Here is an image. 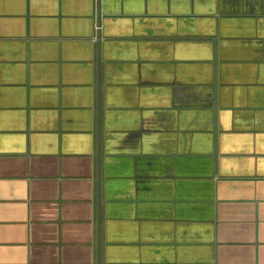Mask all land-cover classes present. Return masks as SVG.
I'll use <instances>...</instances> for the list:
<instances>
[{
	"label": "crops",
	"instance_id": "1",
	"mask_svg": "<svg viewBox=\"0 0 264 264\" xmlns=\"http://www.w3.org/2000/svg\"><path fill=\"white\" fill-rule=\"evenodd\" d=\"M99 219L101 264H264V0H0V264Z\"/></svg>",
	"mask_w": 264,
	"mask_h": 264
},
{
	"label": "water",
	"instance_id": "2",
	"mask_svg": "<svg viewBox=\"0 0 264 264\" xmlns=\"http://www.w3.org/2000/svg\"><path fill=\"white\" fill-rule=\"evenodd\" d=\"M100 101V100H99ZM100 109V104H99ZM100 114V111H99ZM100 133V130H99ZM101 241H100V219H99V234H98V264H101Z\"/></svg>",
	"mask_w": 264,
	"mask_h": 264
}]
</instances>
